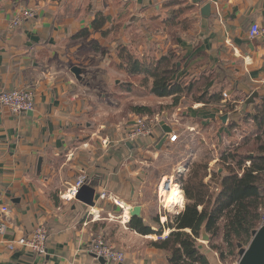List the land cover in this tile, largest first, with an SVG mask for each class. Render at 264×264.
Listing matches in <instances>:
<instances>
[{
    "label": "crops",
    "instance_id": "0c3cea01",
    "mask_svg": "<svg viewBox=\"0 0 264 264\" xmlns=\"http://www.w3.org/2000/svg\"><path fill=\"white\" fill-rule=\"evenodd\" d=\"M172 4L188 5L191 12L187 16L194 26L176 37L175 47L183 61L177 63L180 70L175 78L189 81L203 75V91L226 92L228 97L204 104L188 95L173 105L171 96L152 94V79L144 78L145 93L153 102L144 100L131 106L150 107L154 113L143 114L144 119L158 121L153 123L151 134L123 143L124 129L140 114L130 111L124 127L121 121H98L101 113L94 103L99 96L92 91L91 103L83 97L84 86L92 81L85 83L87 77L77 81L70 68L80 65L75 56L82 45L88 47L93 40L103 38L101 30L112 31L122 17L135 20L138 14L157 15ZM206 4L210 5L209 16L201 12ZM23 8L32 9L33 16L11 30V18ZM97 12L106 19L101 30L91 27ZM252 23L264 29V0H0V91L25 87L34 92L30 113L14 114L0 107V204L10 209L0 264H100L86 247L99 234L124 253L122 264H169V253L150 244L158 235H142L131 229L130 217L111 197L128 209L139 205L143 221L166 237L171 232L164 226L168 214L152 212L150 207L155 205L144 198L146 192L160 200V180L187 169L196 161L200 147H207L210 154L204 159L208 163L207 182L211 169L223 171L219 164L217 167L221 153L241 145L254 133L255 126L246 115L264 98V32L250 38ZM82 30H88L89 36L76 37ZM96 78L108 88L109 73ZM116 92L114 95L120 96ZM253 92L257 93L254 102L245 107ZM230 104H235L233 110L228 108ZM223 115H227L225 121ZM160 120L171 131L157 149L164 135ZM172 135H176L174 141H170ZM105 138L111 142L108 146L102 142ZM168 147H174L178 154L173 156L172 173L163 168L162 172L154 171ZM79 174H84L95 189L94 206L67 197V189ZM101 192L108 198L99 199ZM183 201L180 211L186 202L184 194ZM39 225L49 234L44 255L22 247L7 248L6 243ZM237 261L234 258V264Z\"/></svg>",
    "mask_w": 264,
    "mask_h": 264
},
{
    "label": "trees",
    "instance_id": "16d2710c",
    "mask_svg": "<svg viewBox=\"0 0 264 264\" xmlns=\"http://www.w3.org/2000/svg\"><path fill=\"white\" fill-rule=\"evenodd\" d=\"M106 22L101 12L94 15L91 22L93 30H101ZM107 30H101L105 36ZM88 37V30L79 31L76 37ZM97 49L98 41H92ZM119 52V68L126 74H143L152 79L150 91L158 97H172L176 105L183 96H190L194 102L204 104L219 102L221 93L203 91V75L189 81L175 78L180 66L177 65L174 53H163L160 56L138 57L125 45ZM143 77V78H144ZM235 104H230L233 110ZM135 114L152 115L154 111L147 106H131ZM253 112L246 115L251 118L255 131L244 143L229 147L219 157L223 171L210 170L209 181L204 177L208 174V163L192 162L187 171L180 175L179 182L186 199L184 208L165 221V228L171 232L164 238H158L150 244L155 248L169 253V264H210L207 256L198 248V238L202 225L210 235L209 243L220 238L228 255L238 258V244L246 247L251 240V232L260 226L264 211V98L253 105ZM246 162H249L246 165ZM216 180L213 184V180ZM212 188V190H211ZM128 226L142 235L157 234L161 231L152 230L141 217L133 216ZM217 249L216 246H214ZM220 256L224 254L220 250Z\"/></svg>",
    "mask_w": 264,
    "mask_h": 264
},
{
    "label": "rangeland",
    "instance_id": "374dc122",
    "mask_svg": "<svg viewBox=\"0 0 264 264\" xmlns=\"http://www.w3.org/2000/svg\"><path fill=\"white\" fill-rule=\"evenodd\" d=\"M167 9L168 8L162 9L157 15L152 16L144 13L142 15L138 14L135 20H129L130 17L128 16L122 17L111 27L112 31L102 36L103 38L98 41L100 46L97 49L93 43H90V47H87V44L82 45L84 48L76 53L77 56H75V58L79 62V66L86 68L84 79L86 77L87 79L84 82L87 83L89 80L92 81L90 85L86 84V86H84L83 97H85L86 100H90L91 103L93 101V98L90 97L92 91L99 96L97 104L94 103V105H96L94 106L96 111H100L101 113L98 121L109 120L113 124H117L118 121H121V126L124 127V121L131 115L130 111L132 110L130 107L133 102L136 104L144 103V100L146 103L153 102L151 95H146L145 93L147 92V88H144V75L140 73L126 74L119 68L120 59L118 54L122 51V45H125L138 57L144 56L145 58L151 59L152 57L160 56L162 53L167 54L171 52L176 55L174 59L180 61L181 55L177 53L175 47L177 45L176 37L186 30L193 29V19L187 16L190 15L191 9L188 5L180 6V4L178 6L172 4L169 9ZM107 73L111 75V82L108 86L109 91L106 96H102L103 92L105 93L108 88L106 89L101 81L96 82V75H106ZM115 77L117 81H115ZM113 90L120 92V96H115V91ZM109 98L115 103L110 102ZM109 109H111V112H109ZM107 111L109 113L105 114ZM143 114L144 113L138 116L144 118ZM160 119H163L162 116ZM145 120L149 121L147 118ZM129 127L130 126L125 129ZM151 150H154L153 146H151ZM163 151H165V155H160L157 161L159 170L157 169L154 171L162 172L163 168L165 172L172 173L174 166L173 156H177L178 154L175 153L174 147H168ZM209 157L210 154L207 147H200L196 161L204 162V159ZM218 164L219 162L217 163V167ZM213 170L218 172L217 168H213L212 171ZM216 180H213L212 186L217 182ZM207 181H209V179ZM162 195L163 199L162 197L160 198L162 203L156 196L154 197L151 192H146L144 198L151 200V202L153 200L155 206L154 208L150 207L152 212H158V215L162 214L163 216L164 214H168V217L173 219L175 213L171 211H177L178 209H170L168 207L169 205L166 204L164 194ZM181 198L182 202H184L182 191ZM160 235H163L162 231ZM200 238L201 237H199L197 241L198 248L207 256L209 263L234 264V257L228 255L225 245L221 242L220 238H214L210 243L208 241H201ZM214 246H216L217 249H215ZM220 250L224 254L223 258L220 256Z\"/></svg>",
    "mask_w": 264,
    "mask_h": 264
},
{
    "label": "built area",
    "instance_id": "2783aa9c",
    "mask_svg": "<svg viewBox=\"0 0 264 264\" xmlns=\"http://www.w3.org/2000/svg\"><path fill=\"white\" fill-rule=\"evenodd\" d=\"M33 16V10L28 8H23L19 10L10 20L9 28L14 30L18 28L24 21ZM264 32V29L261 28L257 23H252L249 27L248 34L250 38L261 35ZM222 96L227 98L228 95L226 92H222ZM0 107L8 109L11 113L19 114L32 111L34 108V92L30 88H16L11 90H1L0 91ZM158 118L152 120H145L144 118L137 117L133 124L125 129L123 136L121 137V142L123 143H133L139 137L149 135L152 132L153 123H157ZM176 135L170 136V141H174ZM103 144L108 146L111 142L108 138L103 139ZM249 162H246L248 165ZM183 169L178 171L176 176L180 175ZM176 176L163 177L157 185V194L158 197L163 199L161 191H167L170 185L177 184L181 189V184L179 179ZM86 182V176L84 174H79L71 186L67 189V197L69 199L74 198L77 189ZM182 191V189H181ZM108 198V195L105 192L99 194V199ZM112 202L119 206L120 209L128 214L129 210L125 207L123 203H119L117 200L111 197ZM164 206V205H163ZM180 208L177 211H171L175 214L179 213ZM10 209L6 204H0V246L3 244V237L8 230V218H9ZM264 224V211L261 215L260 226ZM49 237L48 230L44 225H39L34 228V230L27 234L17 237L14 241L6 243V246L9 250H14L17 247H22L28 250H31L34 253L39 255H44L46 253V243ZM163 235H158V238H163ZM87 251L91 254H94L96 258L102 257L106 262L113 264L122 263L124 260V253L111 244H109L104 236L101 234L93 236L86 245ZM238 264V262L236 263Z\"/></svg>",
    "mask_w": 264,
    "mask_h": 264
},
{
    "label": "water",
    "instance_id": "95a60500",
    "mask_svg": "<svg viewBox=\"0 0 264 264\" xmlns=\"http://www.w3.org/2000/svg\"><path fill=\"white\" fill-rule=\"evenodd\" d=\"M201 12L202 15L209 16L210 5L209 4L204 5ZM70 71L74 75L77 81L85 80L83 77L85 68L77 65H73L70 68ZM256 96H257L256 92L250 94L249 97L245 100L244 106L246 107L247 105L253 103ZM28 113H30V111H28ZM226 117L227 115H223L221 117L222 121H225ZM159 125L164 135L157 143L156 145L157 149H160V147L163 145V143L166 140L167 134L170 133L171 131V128L163 120L159 121ZM40 163L41 162L39 161L38 167L40 166ZM94 194H95L94 187L90 183L85 182L77 189L74 199H76L79 202H82L87 206H94L95 205ZM128 210H129L130 218L133 216L140 217L141 207L139 205H132L131 207L129 206ZM200 237H201L200 238L201 241H209L210 239V235L206 231L205 224L202 225ZM237 246H238V261H237L238 264H264V224L259 226L257 229H254L251 232V240L246 247H242L240 244H238ZM92 256L96 258L94 254H92ZM96 260L100 264L106 263L105 259L102 257H98L96 258ZM118 264H122V263H118Z\"/></svg>",
    "mask_w": 264,
    "mask_h": 264
},
{
    "label": "bare ground",
    "instance_id": "6f19581e",
    "mask_svg": "<svg viewBox=\"0 0 264 264\" xmlns=\"http://www.w3.org/2000/svg\"><path fill=\"white\" fill-rule=\"evenodd\" d=\"M180 187L177 184H171L167 191H161V195L164 194L166 199V204H168L170 209H179L183 206L181 199Z\"/></svg>",
    "mask_w": 264,
    "mask_h": 264
}]
</instances>
